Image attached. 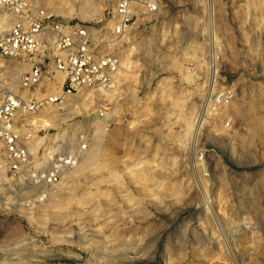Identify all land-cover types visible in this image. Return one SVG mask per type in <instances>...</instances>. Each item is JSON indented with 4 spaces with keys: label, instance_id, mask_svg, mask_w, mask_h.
<instances>
[{
    "label": "rangeland",
    "instance_id": "obj_1",
    "mask_svg": "<svg viewBox=\"0 0 264 264\" xmlns=\"http://www.w3.org/2000/svg\"><path fill=\"white\" fill-rule=\"evenodd\" d=\"M157 2L115 50L108 88L19 114L34 155L79 135L86 147L46 200L13 208L0 194V264H264V5ZM114 3L41 0L84 22ZM212 78L235 96L197 124Z\"/></svg>",
    "mask_w": 264,
    "mask_h": 264
},
{
    "label": "built area",
    "instance_id": "obj_2",
    "mask_svg": "<svg viewBox=\"0 0 264 264\" xmlns=\"http://www.w3.org/2000/svg\"><path fill=\"white\" fill-rule=\"evenodd\" d=\"M261 3L264 5V0ZM158 10L157 0H115L106 21L84 22L48 12L37 0H0V23L4 17L9 23L0 31V194L14 193L6 204L16 208L46 200L86 147L79 135L74 147L63 138L34 155L29 149L34 131L20 133L19 114L34 113L48 103L62 104L66 96L84 88H108L119 65L115 50L137 13L153 16ZM7 59L27 61L29 68L19 74L11 72ZM57 74L62 76L60 91L46 95L47 84L55 83ZM10 76L21 90L30 92L41 86L45 91L22 96ZM213 83L212 78L200 101L199 123L235 96L231 86L213 88ZM44 128L49 130L50 125Z\"/></svg>",
    "mask_w": 264,
    "mask_h": 264
},
{
    "label": "bare ground",
    "instance_id": "obj_3",
    "mask_svg": "<svg viewBox=\"0 0 264 264\" xmlns=\"http://www.w3.org/2000/svg\"><path fill=\"white\" fill-rule=\"evenodd\" d=\"M39 3H40V5H41V0H37ZM211 0H208V3L210 4L211 2H210ZM262 4V3H261ZM212 5V4H211ZM45 6L46 7H49L50 9H52V11H55L56 9H54V8H51V6L49 5V3H47L46 2V4H45ZM210 6V5H209ZM44 7V6H43ZM211 12V15H212V11H210ZM210 29H212V24H213V18H212V16H210ZM9 26V23L7 22V20H6V17H4L3 18V22L2 23H0V31L1 30H3V29H6L7 27ZM212 39H214V34H211L210 35V40H212ZM213 41V40H212ZM212 51V50H211ZM214 51V50H213ZM23 61H21V62H19L18 63V61H16V63H15V66H14V68L17 70V71H23V70H25L26 69V65H25V63H22ZM7 67V66H6ZM11 69V68H10ZM215 70V69H214ZM18 74V73H17ZM57 75H59L60 76V82H59V87L57 88V91L56 92H53L52 93V95H56L59 91H60V84H61V81H62V76L60 75V74H57ZM214 76V75H213ZM55 78H56V76H55ZM56 80V79H55ZM102 89V88H101ZM24 90V89H23ZM28 91V90H27ZM23 96V95H22ZM197 124H198V122H196ZM196 124V125H197ZM44 126L43 127H45L46 125H50V123L49 122H45L44 124H43ZM197 129V126H196V128H193V129H191L190 128V131H195ZM23 130V129H22ZM196 132V131H195ZM191 133V132H190ZM194 133V132H193Z\"/></svg>",
    "mask_w": 264,
    "mask_h": 264
},
{
    "label": "crops",
    "instance_id": "obj_4",
    "mask_svg": "<svg viewBox=\"0 0 264 264\" xmlns=\"http://www.w3.org/2000/svg\"><path fill=\"white\" fill-rule=\"evenodd\" d=\"M19 62H21V61H18V63ZM15 63L16 62H7V60L5 61V64H6V66H7V68H8V70L9 71H11V72H14V73H22V72H24V71H26V70H28V68H29V63L27 62V61H24V62H22V63H25V65H26V69L25 70H23V71H17L15 68H14V66H15ZM11 68V69H10ZM56 81H57V85L55 86V88H54V90H51V92H56L57 91V88L59 87V82H60V76L59 75H56ZM55 81V82H56ZM21 92V91H20ZM21 95H22V92L20 93ZM26 96H27V93H26Z\"/></svg>",
    "mask_w": 264,
    "mask_h": 264
}]
</instances>
